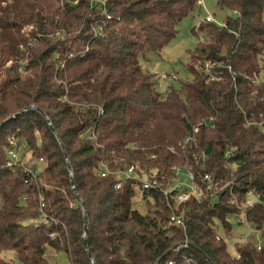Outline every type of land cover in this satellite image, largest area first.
<instances>
[{
    "label": "trees",
    "instance_id": "trees-1",
    "mask_svg": "<svg viewBox=\"0 0 264 264\" xmlns=\"http://www.w3.org/2000/svg\"><path fill=\"white\" fill-rule=\"evenodd\" d=\"M201 1L0 0V264H50L49 252L68 264H166L181 255L264 264V0L216 1L237 16L195 28L204 40L179 90L160 92L139 65ZM10 139L22 143L19 159L30 152L35 162L9 164ZM134 164L158 188L182 166L230 189L176 209L160 190L115 174ZM173 210L185 212L184 227L169 221ZM240 215L247 225L235 226L253 228L260 250L247 241L231 253L219 235Z\"/></svg>",
    "mask_w": 264,
    "mask_h": 264
},
{
    "label": "rangeland",
    "instance_id": "rangeland-1",
    "mask_svg": "<svg viewBox=\"0 0 264 264\" xmlns=\"http://www.w3.org/2000/svg\"><path fill=\"white\" fill-rule=\"evenodd\" d=\"M95 2H103L105 0H94ZM217 0H203V6L197 7L192 13L188 14L184 18L180 20L178 23L176 30L177 33L174 38H172L161 50L159 53H148L145 57L140 56L139 65L141 69L147 74L153 76L155 78L156 74L159 75H168L175 76V79L171 77H167L165 79H154L157 89L160 92H165L170 88L175 90H179L184 81H190L192 79V74L189 71L190 65V56L195 51L197 47L200 45V37L205 35V32L195 33V28L198 27L199 23L204 20L207 13L213 14V17L217 24H222L226 16L231 18H236L237 14L233 11L228 10H220L216 5ZM262 20L264 23V11L262 14ZM262 74L260 75V77ZM14 153H17L19 157L22 156L23 150L15 148L13 149ZM10 158V157H9ZM11 159V158H10ZM23 161L31 163L34 159L31 157L30 152H27ZM35 162V161H34ZM38 163V162H37ZM40 166V164H38ZM133 176V174H131ZM144 179V177H142ZM179 179L186 181L188 184L189 180L185 178L183 174L180 175ZM181 191V188H179ZM147 200V199H146ZM136 204L134 207L138 209L140 212L145 211V207L147 202L143 199L136 198ZM148 201L151 203L152 199L148 198ZM250 202H253V199L250 198ZM231 231L229 235L233 236H248V229L244 226H235L233 222H231ZM219 235L223 238H227V234L225 233L223 225L219 226ZM253 244H255V240H249ZM229 251L233 253V245L229 243ZM242 243H237V245H241ZM243 245V244H242ZM8 261H16L15 255L13 252H7L2 255ZM48 260L50 264H68V260L63 253L54 254L49 252Z\"/></svg>",
    "mask_w": 264,
    "mask_h": 264
},
{
    "label": "built area",
    "instance_id": "built-area-1",
    "mask_svg": "<svg viewBox=\"0 0 264 264\" xmlns=\"http://www.w3.org/2000/svg\"><path fill=\"white\" fill-rule=\"evenodd\" d=\"M94 1V0H92ZM104 1L100 2L102 8L104 7ZM201 5L203 6V1H201ZM107 18L109 16L106 15ZM205 22H212L218 26H223L222 24H217L213 15L211 13H207V15L204 18ZM204 37H200V41L203 42ZM214 63H206L204 66L205 70H209ZM155 78L157 79H165L167 78V75H159L156 74ZM219 79V77H217ZM190 142L189 138L183 139V143L186 144ZM9 146L7 150L8 156L11 158L9 164L16 163L19 160L21 161V164H25L26 162L23 161L24 159H19V156L17 153L13 152V149L15 148L18 150L21 146V141H17L15 139H10L8 141ZM195 144V143H194ZM32 157V156H31ZM24 171L30 174L31 178L35 177L36 171L30 167L24 166ZM137 164L130 165L126 169L123 170H115V174L121 177L123 180H129V181H136L139 182L143 189L145 190H160V192L165 196L166 199L170 200V204L172 203L173 208H178L181 204H184L185 202L195 199L197 202H200L201 200L205 199L207 196H212L216 194L217 192L221 190L230 189L228 185H219V181L213 179L208 174H203L200 176H195L192 171L188 170L185 167L177 166L173 169V174L171 175V178L167 184V186L158 188L157 180L155 178L146 177V174H140L138 171ZM111 171L107 168H104L99 175L106 176ZM133 174V176L131 175ZM183 174L186 179L189 180V183L186 184L184 180L179 179L180 175ZM144 177V179L142 178ZM122 181H118L115 185L117 189L121 188ZM179 188H181V191H179ZM43 207V204L40 205ZM185 212H173L169 216V221L173 223L175 226L184 227L185 222ZM233 223H239L242 225H247V220L245 218V215H240L239 217H234L231 220ZM232 227V225H231ZM248 227V226H247ZM249 240H255V248L256 250L261 249V237L258 233L254 231L253 228L248 227V236L240 235V236H233L227 234V238H225V241L229 243L230 245H235L236 243H242L245 244ZM185 244V243H184ZM181 258L183 259L180 261H177L176 259L172 258L167 261L166 264H194L192 262V259L190 256L181 255ZM236 258H239L236 256ZM184 262V263H183Z\"/></svg>",
    "mask_w": 264,
    "mask_h": 264
},
{
    "label": "water",
    "instance_id": "water-1",
    "mask_svg": "<svg viewBox=\"0 0 264 264\" xmlns=\"http://www.w3.org/2000/svg\"><path fill=\"white\" fill-rule=\"evenodd\" d=\"M19 115V113H17V114H15V115H13V116H11L10 118H13V117H16V116H18ZM1 125V124H0ZM71 184L73 185V183L71 182ZM72 188H74L73 186H72ZM86 219H87V215L85 214V216H84V221H85V227H84V232H85V229H86ZM83 245H84V247L86 248V244H85V240H83ZM190 246H191V248H193V249H195V250H197L198 251V249L196 248V247H194L193 245H191L190 244ZM177 247V244L176 245H174L173 246V248L172 249H175ZM171 250H169V252H170ZM169 252H167L166 254H164L163 256H162V258L163 257H165V255H167ZM200 252V251H199ZM201 253V252H200ZM202 254V253H201ZM203 255V254H202ZM161 259V258H160ZM159 261V260H158ZM158 261H157V263H158ZM156 263V264H157Z\"/></svg>",
    "mask_w": 264,
    "mask_h": 264
}]
</instances>
